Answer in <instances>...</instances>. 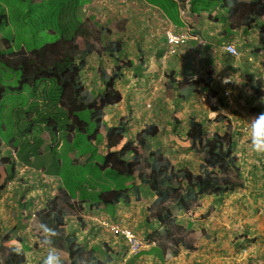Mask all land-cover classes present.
I'll list each match as a JSON object with an SVG mask.
<instances>
[{
  "label": "crops",
  "instance_id": "obj_1",
  "mask_svg": "<svg viewBox=\"0 0 264 264\" xmlns=\"http://www.w3.org/2000/svg\"><path fill=\"white\" fill-rule=\"evenodd\" d=\"M174 1L175 19L174 16L169 19L157 5L146 0H79V26L83 35L78 34L76 39L80 48H84L85 38L94 43V39L104 40L107 36L110 42L117 39L122 42L115 56L100 52L107 64L101 62V57L95 58L98 54L95 50L85 56V64L80 68L83 89L90 94L93 90L99 93L103 88L101 66L109 70L122 59L131 61L130 65L122 66V75L115 82L122 98L104 108L98 129L68 130L65 121L50 132L45 114H37L36 99L42 93L36 87L37 81L18 79L14 85V72L10 80L0 75L2 129H6V113L12 115L15 123L19 114V122L24 121L27 127L19 146L5 145L0 134V158L8 157L0 161V181H7L0 191V231L4 245L24 250L29 264H43L50 247L58 252L62 264H70L76 245L95 248L92 255L105 264H264L260 240L252 243L245 238L235 239V245L229 241L231 225L236 226L240 221L248 220L247 223L255 226L248 228V232H255L254 229L257 234L264 232V224L260 222L264 204L250 212L253 211L250 207L257 205L249 206L254 198L248 192L250 184L245 183L246 192L235 189L222 195L198 193L197 199L184 203L176 221L189 230V239L192 236L191 241L187 239L192 245L189 249L173 245L165 236L163 213L153 183L138 177L133 163L128 170L125 160L118 155L127 140L136 143L139 131L155 124L158 133L148 140L150 150L166 156L176 168L196 172L206 159L195 154L190 146L188 119L192 116L208 132L230 130L237 137H245L244 143L237 141V150L241 147L252 150L247 142L251 136V109L257 106L255 98L260 97L254 93L251 83L260 76L264 78V54L258 48V29L246 31L242 26L229 29L225 8L192 13L189 0ZM5 2L0 0V8L6 11ZM43 2L32 1L35 6ZM0 20L7 23L5 15ZM85 24L96 35L84 36ZM166 28L189 29L192 37L183 45L170 48L164 37ZM58 36L53 33L50 40ZM1 40L10 41L4 37ZM228 42L236 45L238 56L226 52L224 46ZM18 49L27 51L24 46ZM0 67L4 70L7 66ZM170 72L180 82L172 84ZM207 75L212 78L210 91L202 88L203 82L194 85V90L188 87V83L207 79ZM222 80L231 82L222 84ZM179 84L186 95L177 89ZM31 89L35 90L33 95ZM20 97L25 98L24 104ZM46 103V97L40 96L39 104ZM55 106L48 112H52L50 119L55 115ZM119 125L123 127L121 138L110 144L115 137L108 138L107 129ZM252 153L256 152L252 150ZM64 167L68 174H63ZM56 194H63V203L69 205L63 229L73 240L70 243L52 237L49 246L39 230L37 212ZM233 199L236 200L234 210L230 208ZM253 217L259 225L254 224ZM110 221H121L131 227L144 239V246L136 253L130 252L121 235L104 225Z\"/></svg>",
  "mask_w": 264,
  "mask_h": 264
},
{
  "label": "trees",
  "instance_id": "obj_2",
  "mask_svg": "<svg viewBox=\"0 0 264 264\" xmlns=\"http://www.w3.org/2000/svg\"><path fill=\"white\" fill-rule=\"evenodd\" d=\"M146 1L157 5L169 19L174 16L173 12H176L177 6L174 0ZM219 8L226 10L229 29L243 26L247 31L253 26L258 27L261 50L264 53V0H189V9L192 13L202 11L210 13ZM169 13L173 15L171 16ZM173 18L175 19V16ZM64 31L62 30L63 34L61 33L54 41L44 42L31 51L18 49L5 55L0 54V60L7 67L21 69V82L50 81L58 90L57 104L55 105L61 109L60 116L51 119L46 116L45 119L46 127L50 132L53 131V128L60 126L63 120L67 122L68 130L77 129L85 132L88 123L81 119L77 112L86 107L90 110V119L94 123V129H98L101 126L104 108L119 102L122 98L115 82L122 75V66L130 65L131 61L122 59L109 70H106L102 65L100 78L103 88L99 93L91 95L83 89L80 68L85 64V56L95 50L94 44L90 39L85 38L83 40L84 48H80L76 36L82 34L81 27L78 30L75 29L72 35L64 34ZM84 32V36L87 37L88 32L85 29ZM1 43L5 47L11 45L8 40H2ZM121 43L120 39L107 42L105 50L110 54L117 53L120 51ZM262 63L264 68V60ZM168 76L172 84L180 82L174 79L172 72L168 73ZM211 80L212 78L207 75V79H196L187 85L189 88L193 87L192 90H194L196 88L194 85L203 82L202 88L210 91ZM180 84L177 89L181 94L186 95ZM252 88L259 96H264L262 78L253 81ZM211 92L216 93L215 91ZM252 110L259 114L264 112V107H255ZM55 113L53 112V114ZM188 126L191 148L195 154L206 159L205 163L198 165L196 172L188 168H176L166 156L150 150L148 140L158 133V127L155 124H148L141 129L136 136V143L131 139L127 140L118 151V155L125 160L128 170H131L130 165L133 163L135 166L133 169L138 177L153 183L157 202L161 206V213H163L165 236L173 245L191 249L192 245L183 233L185 227L176 221L178 211L183 209L184 203L197 199L198 193L222 195L237 188H244L245 176L236 155L237 137L230 130L221 133L218 131L208 132L205 130L204 124L193 116L188 119ZM122 130L123 127L120 125L107 129V137H115L110 144L120 140ZM112 131H114V135H112ZM7 159L8 157H1L0 161ZM4 187L5 182L0 181V190H3ZM261 188L264 192V180L261 183ZM64 199L63 194L54 195L38 210L37 220L40 224H47L56 230L59 235L55 238L70 242L73 238L68 237L63 229L65 212L69 208L67 203H63ZM74 250L76 253L71 256L70 264H105L92 255L96 251L93 247L85 249L84 246L76 245ZM3 264L28 263L23 250L16 251L9 246L4 254Z\"/></svg>",
  "mask_w": 264,
  "mask_h": 264
},
{
  "label": "rangeland",
  "instance_id": "obj_3",
  "mask_svg": "<svg viewBox=\"0 0 264 264\" xmlns=\"http://www.w3.org/2000/svg\"><path fill=\"white\" fill-rule=\"evenodd\" d=\"M32 1L33 0H6L5 2L7 6L6 11L0 8V16L5 15L7 18V23L0 20V34H1L0 39L4 37V38L10 39V41L12 40V38L14 40L11 42L12 46L9 48L5 47L4 44L0 43V54H3V53L8 54L9 52L13 50L17 51V49L21 48L22 46H24L27 49V51H30L44 42L54 41L55 39L53 40H50V39L53 38V33L55 36L59 35L57 30L60 31V34L61 33L63 34L62 30L63 31L65 30L64 34L72 35L75 29L76 30L79 29L80 27L79 25L81 21V18H80L81 12L77 6V4L80 3L79 0H44L42 4H39L37 6H35L32 3ZM84 13H87V11ZM34 17L36 18V22L34 20ZM28 29H30V31ZM49 30H52V32H50ZM85 30L88 32L87 36L92 37L96 35V33H92V30L90 29V25L85 24ZM103 36L102 38H104ZM105 37L106 38H104V40L103 39L99 40L98 38L94 39V43H93L94 48L98 53L96 54L95 58L101 57V62L103 61V64L104 63L107 64V63L103 60L102 55H104L105 53L106 54L109 53L108 51L105 50V45L107 44V42H110L107 36ZM99 50L100 52L101 51L103 52L102 55L100 52H98ZM115 54L116 52H113V54L111 55L115 56ZM108 64H110L109 59H108ZM0 66H4L1 60H0ZM13 72L16 74L15 82L13 84L16 85L18 84L16 80L20 79L21 69H13L9 67H4V70H2L0 67V75H3L5 80H10L12 78ZM36 87L38 89L41 88V91H42L41 94L37 95V99H36V104L38 106L37 114L38 115L45 114V116L49 117L52 114V112L51 113H48V112L53 110L54 104H57L58 90L54 88V85L52 82L45 81V80L38 81ZM25 88L29 90L28 86H25ZM34 92L35 90L33 91V89H31L32 95L34 94ZM92 94H96V90H93L91 95ZM40 96L43 98L46 97V102H47L46 105L41 106V104H39ZM20 102H23L22 104H24V102H26L25 98L20 97ZM255 104L258 107H263L264 102L259 101V99H257L256 97ZM33 106L34 104L30 105L31 109H33ZM60 111L61 109L55 106L56 113H55V116L53 117L59 118ZM18 115H16L17 122L15 123V121L12 120V115L11 114L7 115L6 113V118H5L6 129L5 130L2 129L1 127L2 120H0V134L3 137L5 145L12 144L13 146H19L22 134H25L27 132V127L23 124L24 121L19 122ZM77 115L89 124L88 131L93 130L94 126H93L92 119H90V110L88 107L78 111ZM255 115L257 114H254L252 112L250 119L255 117ZM62 122L65 123L64 120ZM238 139L241 140V143H244V141H246L245 137H238ZM247 140H248L247 142L251 144V136L247 137ZM23 150L24 149L22 147L21 151ZM19 155H21V152L19 153ZM236 155L238 157L237 158L238 162L241 163V166L243 167V170H244L243 172H244L245 177L243 181L247 185L248 184L251 185L248 191L250 193V198H252V196L254 195L253 203H250L249 206L251 204L257 203V205L250 207L251 209L253 208V211H250L251 213H253L254 209L257 210L256 206H260L264 204V192L261 188V183L264 180V157H263L264 155L258 154V153H252V150L250 148H248V151H247L243 147L236 150ZM259 155H261L262 157ZM10 170L11 169L8 168V172H10ZM0 172H1V169H0ZM63 172H64L63 174H68L67 167H64ZM260 175L262 176L259 177ZM10 190L11 191L13 190L12 186ZM236 190H238L236 192H246L247 191V189H244V188H237ZM258 197L260 199L257 200ZM235 205H236V200L235 199L231 200L230 208L234 210V208L236 207ZM244 210L248 211L249 209L247 210L244 209ZM235 211L240 212L241 210H235ZM251 220H255L254 224L259 223L256 217L251 218ZM246 221L249 222L248 220H245L243 222L242 221L238 222L236 226L233 224L231 225L229 241L232 244L234 243L233 245H235V241H234L235 239L240 241L245 238V240H248L252 243H254L255 240L256 241L260 240V243H262L261 246L264 247L263 246L264 245L263 244L264 242V232L263 231L264 230L263 231L261 230L263 234H260V233L257 234L256 232L257 229H254L255 232L253 231L248 232L247 231L248 228H253L255 226H252L250 223H247ZM230 222L232 223L231 220ZM260 222L264 224V215L260 217ZM183 233L187 236L186 239H189L190 233L187 228L183 230ZM232 234H234L233 238H232ZM252 235H255V236H252ZM191 240H192V236L190 237L189 241ZM4 241L5 239L2 236V232L0 231V264L4 263V254L7 249V246L4 245ZM260 243L258 242L257 245H259ZM262 255H264V252H262Z\"/></svg>",
  "mask_w": 264,
  "mask_h": 264
},
{
  "label": "clouds",
  "instance_id": "obj_4",
  "mask_svg": "<svg viewBox=\"0 0 264 264\" xmlns=\"http://www.w3.org/2000/svg\"><path fill=\"white\" fill-rule=\"evenodd\" d=\"M243 27V26H242ZM238 28H240L238 26ZM244 28V27H243ZM252 28H257L256 26H253ZM252 28H249V29H252ZM174 30V29H173ZM165 31V29H164ZM176 31V30H175ZM184 31V30H182ZM258 35H257V39H258V45H259V49L261 50V42H260V35H259V29H258ZM190 33V31H189ZM165 37V35H164ZM192 37V35L190 34V38ZM189 38V39H190ZM188 39V40H189ZM166 40V38H165ZM186 43V42H185ZM167 44V42H166ZM227 45H233L236 49V54H232L230 53L227 49H226V46ZM226 52H228L230 55L232 56H238L239 54V51L236 47V45L232 42H228L225 46H224ZM169 51V50H167ZM262 51V50H261ZM263 53V51H262ZM264 54V53H263ZM264 60V59H263ZM263 62V61H262ZM262 66H263V63H262ZM263 72H264V68H263ZM258 78H262V82L264 84V78L262 76L258 77ZM256 78V79H258ZM256 79H254L253 81H255ZM252 81V83H253ZM225 82H231L230 80H222L221 83H225ZM252 83H251V86H252ZM253 89V88H252ZM254 91V90H253ZM255 93V91H254ZM227 94V92H226ZM257 96H259L257 93H255ZM260 97V98H259ZM258 98L261 99L260 101H263L262 99H264V96H259ZM258 107V106H256ZM264 107V105H263ZM254 109V108H252ZM253 111V110H252ZM254 112V111H253ZM255 113V112H254ZM257 114V113H256ZM250 132H251V145L250 147L252 148V150L258 154H262L264 155V112H260L259 114H257L255 117H253L250 121ZM235 136V135H234ZM237 137V136H235ZM238 137H237V141H238ZM237 150V148H236ZM5 182V181H4ZM7 184V181L5 182V186ZM5 188V187H4ZM1 191V190H0ZM39 230L43 233L44 235V243L48 244L49 246H51V243H52V237H56L59 235V233L50 228L47 224H44V223H41L40 224V227H39ZM9 247V246H8ZM12 247V246H11ZM16 250V249H15ZM17 251V250H16ZM21 251V250H20ZM24 252V250H23ZM25 253V252H24ZM74 253H76V251L74 250ZM27 257V256H26ZM27 263H28V257H27ZM29 264V263H28ZM43 264H62V260H61V257L60 255L58 254V252H56L55 249H52L51 247L49 248V251H48V254L46 256V258L43 260Z\"/></svg>",
  "mask_w": 264,
  "mask_h": 264
},
{
  "label": "built area",
  "instance_id": "obj_5",
  "mask_svg": "<svg viewBox=\"0 0 264 264\" xmlns=\"http://www.w3.org/2000/svg\"><path fill=\"white\" fill-rule=\"evenodd\" d=\"M167 45L170 48L183 45L189 38V29L184 31H175L171 28H166L164 31ZM226 49L236 54V49L233 45H227ZM104 225L113 233H119L127 244L128 250L132 253L138 252L145 244L144 239L139 236L131 227L125 225L121 221L105 222Z\"/></svg>",
  "mask_w": 264,
  "mask_h": 264
}]
</instances>
